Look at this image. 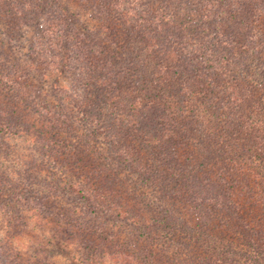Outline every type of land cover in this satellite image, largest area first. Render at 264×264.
I'll return each instance as SVG.
<instances>
[{
    "label": "trees",
    "instance_id": "1",
    "mask_svg": "<svg viewBox=\"0 0 264 264\" xmlns=\"http://www.w3.org/2000/svg\"><path fill=\"white\" fill-rule=\"evenodd\" d=\"M52 1L56 8L45 9L51 18L43 17L42 9L49 6L45 0L37 6L33 21L37 33L50 34L55 44L85 51L72 62L82 75L79 78H84L79 87L84 92L85 120L76 123L74 118L66 120L55 114L57 123L50 120L42 129L46 132L42 148L51 151L54 161L58 152L46 149L52 146L47 132L56 137L61 130L68 131L77 158L81 157L55 185L46 184L48 189L68 200L73 194L84 195L87 203L93 202L96 191L116 193L111 196L116 202L106 196L109 211L115 212L116 221L134 224L133 236L145 250L171 251L169 242L184 233L185 226L190 227L187 235L208 244L209 239L197 231L208 217L205 211L223 206L236 211L232 189H238L239 172L254 170L256 161L264 162V0H141L146 9L136 21L128 20L130 26H126V16L122 18L125 0H81L82 9L98 4L100 25L97 32L87 24L81 32L73 29V44L65 18L73 12L61 0ZM23 3L0 0V19L3 14L9 18L27 11L28 4ZM67 57L61 61L63 68H67ZM253 69L259 71L256 84L244 79L254 74ZM241 81L249 84L242 88ZM12 87L8 82L6 89ZM57 89L64 91L60 85ZM10 97L5 109L11 114L16 109L13 102L19 99L17 94ZM3 109L1 114H6ZM100 135L107 140L104 144ZM65 142L64 136L55 146ZM82 176L91 182L79 183ZM33 195L37 201L32 205L46 221L50 215L58 219L68 215L52 208L55 201L47 204L50 195L43 194L41 199ZM25 198L23 202L28 200ZM254 203L259 211L263 209L264 196ZM235 213L228 214V222ZM15 216L21 218L16 213L11 217L16 222L10 226L15 237L11 243L24 234L23 224ZM97 231L104 232L100 226L88 227L86 232L96 237ZM73 232L77 233L75 228ZM74 240L78 243L74 255L54 236L47 238L52 248L34 244L28 253L9 252L5 242L0 247V264H56L59 259L54 258V251L68 256L71 264H107L116 253L104 248L99 251L91 238L85 237L84 243L80 236ZM208 248L219 257L224 250L214 244Z\"/></svg>",
    "mask_w": 264,
    "mask_h": 264
},
{
    "label": "rangeland",
    "instance_id": "2",
    "mask_svg": "<svg viewBox=\"0 0 264 264\" xmlns=\"http://www.w3.org/2000/svg\"><path fill=\"white\" fill-rule=\"evenodd\" d=\"M12 1L22 4H25L23 2L26 1L28 10L15 12L9 18L3 14L0 19V63L2 64L0 70L4 72L3 76L0 75V108L7 111L6 114H1L0 111V247L7 242L9 252L22 250L28 253L32 251L31 247L34 244L52 248V245L47 242V238L54 236L60 238L63 246L74 255L78 252V243L74 238L80 236L82 243L85 242V237L96 241L100 246H98L99 251L104 248L103 250L109 251V253H111L110 251L116 252L110 255L107 264H207L209 261L212 264H264V208L259 211L258 204L254 203V199H261L264 196V162L256 161L258 168L239 172L241 178L237 179L239 182L236 188L238 189L235 187L232 189L234 190L232 196L236 197L234 202L237 210L234 212L237 215L233 218L231 216V221L228 222L230 218L228 214L234 212L224 206L221 209L208 208L205 211L208 217H205L202 224L205 222L207 224H201L197 231L202 233L203 238L209 239L208 244L187 235L190 227L185 226L184 233L178 234L169 242L171 251L161 253L157 250L153 252L142 248L144 246L139 244L133 236V228L134 234L137 230L134 224L123 222L120 219L116 221L113 217L115 212L108 209L109 202L106 197L109 196L110 199L116 193L104 192L101 195L102 192L96 191L93 193V202L90 199V202L87 203L84 195L73 194V198L68 200L60 196L58 191L53 192L51 188L48 189L49 183L55 185L56 180L67 175L70 172L69 168H74L75 163L79 162L81 158H77L72 146L74 144V140L70 139L72 135H68V131L62 133L64 130H61L62 132L56 137L53 135L50 137V132H47L49 140L52 139V146L48 145L46 149L54 148V151L58 152L59 158L54 161L51 151H45L42 148L44 133L42 129L44 130L50 125V120H54L52 115L55 114L65 117L66 120L74 118L76 123L85 120L82 114L84 92L79 87L84 78H79L82 75L79 76L78 70L74 69L76 66L72 65L73 58L78 61L85 51L79 52L76 48H67L66 44H55L50 38V34L37 33L38 25L33 21V18L38 14L37 6L44 5L45 0ZM61 1L73 12V14L67 13L65 16L68 20L71 44L75 41L72 40V37H75L73 29L76 32H81L84 30V24H87L94 28V32H97V27L100 25V13L97 12L98 4L92 8L87 4L85 7L87 9H82L78 5L81 0ZM108 1L110 2V0ZM125 1L122 18L126 16V26H130L128 20L136 21L137 17L141 16L140 12L146 9V5L141 0ZM47 5L49 6L45 5L42 12L45 14L43 17L48 20L51 16H47L48 12L46 13L45 9L48 11L49 7L56 8V5L52 0H48ZM139 27L142 28L140 25ZM66 55L69 56L65 59L67 68H63L61 61ZM235 66H238V63ZM252 72L255 75L250 73L252 76L244 79L256 84L260 80V76L256 79L259 71L253 69ZM16 74H23V77L17 79ZM8 82L13 85L9 90L6 89ZM241 82L242 88L249 84ZM59 85L64 89V91H60L61 93L57 89ZM13 94H17L19 100L13 102L16 104L14 105L16 109L10 114L5 107ZM63 97L65 99L61 100ZM47 108L52 112L48 113ZM55 122L57 123V118ZM240 122H238L239 129L241 128ZM58 123L61 124L63 121L58 120ZM238 125L231 126L232 130H236ZM62 128L65 129V127ZM83 130L85 129L81 128L79 131ZM215 134L217 135V133ZM64 136L66 142L62 146H55L58 140H63ZM98 138L102 144L107 141L102 135ZM77 180L79 183H82V180H84L83 182L90 181L87 176H82ZM248 192L252 195V199H249ZM32 194L38 195L40 199L43 194L48 197L50 195L47 204L51 206L55 201L52 208L65 210L68 215L60 219L50 215L48 217L50 220L46 221L40 211L33 207L32 202L34 200L36 202L37 199L34 195L31 196ZM24 196L28 199L25 202L22 201ZM89 197L87 194L86 199ZM113 199L112 201L116 202V199ZM94 208L97 209L94 210ZM13 213L21 216L20 219L17 216L13 218H17L21 226L23 224L24 234L16 237L15 242L11 243V240L15 238L10 232V226L16 223L11 219ZM211 217L212 220L208 221ZM88 222L93 224L91 226L96 229L100 226L104 232L100 235V232L97 231L100 236L97 234L96 237L87 234V228L91 227ZM57 224H61L63 227H57ZM72 224L78 225L72 226ZM73 228L77 233H72ZM32 236L34 237L32 238ZM122 242L124 247L121 246ZM104 244H107L108 247ZM209 244L224 249L223 253L221 252L222 257L212 254L208 248ZM228 246L231 247L229 252ZM124 250H128V255ZM47 252L45 251L44 255ZM226 252L228 255L224 256ZM53 256L59 259V261L56 260V264H71V260L65 254L54 251Z\"/></svg>",
    "mask_w": 264,
    "mask_h": 264
}]
</instances>
